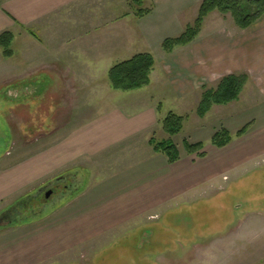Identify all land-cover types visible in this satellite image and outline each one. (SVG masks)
<instances>
[{"label":"rangeland","instance_id":"obj_1","mask_svg":"<svg viewBox=\"0 0 264 264\" xmlns=\"http://www.w3.org/2000/svg\"><path fill=\"white\" fill-rule=\"evenodd\" d=\"M116 1L114 7L108 5L110 10L114 9L118 14L123 10L124 14L136 16L130 0H123V6ZM145 3L146 0L144 8ZM170 16L152 12L151 33L145 36L140 32L138 19L128 18L132 25V37L128 38L132 45L126 43L123 48H117L118 53L112 56V66L148 52L155 58L156 70L161 71L163 61L176 55L164 51V40L181 35L195 21L191 15L180 19ZM112 17L108 16V31H121L111 23ZM224 17L233 19L230 13ZM84 26L91 31L97 30L95 35L100 36L103 33L100 29L105 25L103 20L92 19ZM96 39L103 40L92 37L91 41ZM109 40L115 41L114 37ZM21 46L22 39L15 38L10 46L13 50L10 57H6L0 47L1 176L4 172L18 171L22 161L50 148L74 126L84 124L103 108L99 95H88L84 92L87 88L82 86L58 85L56 82L59 81H52L46 71L39 73L38 77L23 75L25 78L21 79ZM178 49L175 53L181 51ZM98 74L101 83L109 85L110 93H115V99L141 95L138 91L113 90L104 65ZM222 78L204 86L215 88ZM151 96L162 104L163 117L169 112L185 116L181 132L172 137L181 154L185 186L178 191L172 190L151 206L150 211L102 229L82 243L68 246L61 245L58 240L38 243L32 237L33 244L23 242L21 250L18 249L17 253L23 257H2L0 264H27L31 257H44L31 262L33 264H264V113L261 115V110L256 109L257 114L252 112L249 116L241 106L243 104L237 103L214 105L201 118L197 114L201 99L199 92L186 97L175 96L173 87L165 81L157 82L156 77ZM252 115L258 116L253 119ZM249 121H254L255 125L245 135L237 137V131ZM222 128L231 133L233 140L220 148L213 144L212 138ZM153 135L158 140L168 138L162 130ZM185 139L190 143L202 142L206 156L189 154L183 145ZM64 169L59 176L48 173L21 187L14 181L11 185L8 182L9 186L0 194V218L3 215L10 218L0 222V232L11 228L9 234L13 239L41 229L42 225L35 224V220L18 225L13 221L40 214L48 216L64 198L84 186L86 175L83 174V182L74 181L77 185L63 194L57 182L66 180L67 185L72 182L70 173ZM81 178L80 174L78 179ZM43 187H53L50 197L40 191ZM59 215H63V211L59 212L55 223ZM9 241L8 238L5 240Z\"/></svg>","mask_w":264,"mask_h":264},{"label":"crops","instance_id":"obj_2","mask_svg":"<svg viewBox=\"0 0 264 264\" xmlns=\"http://www.w3.org/2000/svg\"><path fill=\"white\" fill-rule=\"evenodd\" d=\"M202 2L146 0L145 7L150 12L140 18L124 14L123 10L119 14L114 12L116 0H0V33L11 31L14 39H22L21 79L25 78L23 75L38 77L46 71L52 81H59L58 85L82 86L87 88L84 92L88 95H99L103 107L50 148L22 161L18 171L4 172L3 176L0 173V194L9 186L8 182L11 185L14 181L21 187L48 173L57 175L64 168L72 182H83L86 175L80 190L64 198L52 214L35 220V224L46 226L44 229L41 227L13 239L9 234L11 228L0 232V259L23 257L17 253L18 249L21 250L23 242L33 244L32 239L38 243L58 240L64 246L82 243L102 229L150 211L151 206L172 190L185 186L181 158L171 163L150 144L152 135L162 130L164 118L162 108L159 110L161 103L151 96L155 77L157 82L165 81L172 86L175 96L186 97L199 92L202 97L204 85L216 83L219 77L244 73L248 81L239 99L229 104H243L249 116L252 112L257 114L256 109L261 110V115L264 113V15L243 29L233 19H224L226 14L211 13L192 43L169 53L176 55L163 61L162 72L156 70L155 64L149 85L132 90L141 95L115 99L109 85L101 83L98 74L101 67L104 65L105 71H109L117 48H123L126 43L132 45L128 38L132 37V25L128 18L138 19L140 32L145 36L151 33L152 12L179 19L191 15L196 19ZM119 3L123 6V0ZM108 5H112L113 10ZM110 14L114 16L111 23L121 31H108L106 23ZM92 19L103 20L102 35L97 36V30L85 28V23ZM92 37L103 40L91 41ZM109 37H114L115 41H110ZM178 48L181 51L175 53ZM257 116L252 115L253 119ZM247 124L250 129L255 122ZM80 174L82 178L78 179ZM60 211L63 215H59L55 223ZM7 238L9 242H5ZM42 258L31 257L28 263Z\"/></svg>","mask_w":264,"mask_h":264},{"label":"trees","instance_id":"obj_3","mask_svg":"<svg viewBox=\"0 0 264 264\" xmlns=\"http://www.w3.org/2000/svg\"><path fill=\"white\" fill-rule=\"evenodd\" d=\"M143 2L144 0H130V5L135 8V15L140 18L150 12L149 8L143 7ZM215 11L222 14L230 13L235 24L239 28L244 29L251 26L264 15V0H203L194 23L189 24L181 35L165 39L162 45L164 51L172 53L175 48L192 43L200 33L205 18ZM31 33L35 35L33 31ZM13 39L14 34L11 31L0 33V47L3 48V54L6 57L13 55V50L10 48ZM155 64L154 56L148 52L136 54L130 59L115 64L108 71L112 89L116 91H132L149 85L151 82L150 75ZM247 81V74H229L224 76L215 88L203 86V94L197 107L198 116L204 118L214 105H225L239 99ZM161 108L162 105L160 104L159 110ZM184 121L185 116L169 112L161 120L162 130L168 135V138L158 140L156 135H153L150 139V144L153 146L154 151L164 153L171 163H175L181 158L179 148L172 137L181 132ZM248 129L249 125L247 124L237 131L236 136H243ZM232 140L233 136L225 128L217 131L212 138L213 144L220 148L225 147ZM183 145L189 154H197L198 157L206 156L202 142L190 143L185 139ZM76 185V182L73 183V186ZM74 193L76 191L71 194ZM21 203L20 205L24 206L23 202ZM41 217L42 215L40 214L36 217L24 218V220L19 222L13 221V224H23Z\"/></svg>","mask_w":264,"mask_h":264},{"label":"flooded vegetation","instance_id":"obj_4","mask_svg":"<svg viewBox=\"0 0 264 264\" xmlns=\"http://www.w3.org/2000/svg\"><path fill=\"white\" fill-rule=\"evenodd\" d=\"M57 185H61V190H60V191H62V193L64 194L65 192H67L68 190H70V189L73 187V182H70V184L67 185L66 180H59V181L57 182ZM49 190H52V191H53V187H51V188H49V189H48V187H43L40 191H41L42 193H44L45 196L47 197L46 194H47V192H48ZM49 197H50V196H49ZM6 218H10V216H9V215H3V216L0 218V222H1V221H4ZM11 219H13V218L11 217Z\"/></svg>","mask_w":264,"mask_h":264},{"label":"water","instance_id":"obj_5","mask_svg":"<svg viewBox=\"0 0 264 264\" xmlns=\"http://www.w3.org/2000/svg\"><path fill=\"white\" fill-rule=\"evenodd\" d=\"M53 193V191L52 190H49L48 192H47V197H49L51 194ZM0 225H1V223H0Z\"/></svg>","mask_w":264,"mask_h":264}]
</instances>
